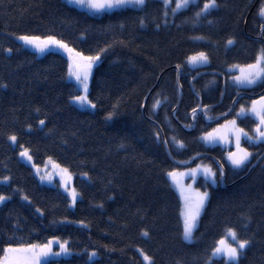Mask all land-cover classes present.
<instances>
[{
    "label": "trees",
    "instance_id": "trees-1",
    "mask_svg": "<svg viewBox=\"0 0 264 264\" xmlns=\"http://www.w3.org/2000/svg\"><path fill=\"white\" fill-rule=\"evenodd\" d=\"M207 2L176 11L147 0L94 15L67 0H0V196L8 198L0 204V263L4 249L58 238L72 255L45 264H148L144 254L151 264H264V158L252 168L264 142L245 137L252 158L236 169L227 160L232 147L202 140L230 119L255 134L257 119L239 111L264 95V81L240 88L230 68L255 63L264 50V0H216L201 13ZM21 36L41 44L52 37L72 51L40 52ZM77 53L99 57L94 110L73 103L80 90L68 80V57ZM199 53L209 64L190 67ZM23 149L36 164L53 159L74 175L75 207L39 181ZM200 162L217 170L218 183L199 179L210 196L187 241L168 175ZM229 230L249 241L237 263L212 257Z\"/></svg>",
    "mask_w": 264,
    "mask_h": 264
},
{
    "label": "rangeland",
    "instance_id": "rangeland-1",
    "mask_svg": "<svg viewBox=\"0 0 264 264\" xmlns=\"http://www.w3.org/2000/svg\"><path fill=\"white\" fill-rule=\"evenodd\" d=\"M67 1L69 3H71L73 6L79 8L81 10H84L90 14H94V15L95 14L99 15V14H103L105 12H111L114 10L127 8V7H141L140 5H136V4H127V5L111 8V9H104L102 11H96L95 9L89 8L87 6V4H78L75 2V0H67ZM162 1L167 6H173L176 11H180L182 9L187 8L190 4L195 3L197 0H190V3L186 7H183L180 9H176V7H175L178 0H171V3H169L168 0H162ZM216 4H217V2H216ZM215 8H212V9H215ZM199 54H195L191 57L198 56ZM260 56H261V53H260L258 59L260 58ZM190 58L188 60V64L192 68H197V67L205 66V65L209 64V59H208L207 63L192 64L190 62ZM97 62H98V60L95 61V63L92 65V67L89 71L88 89H87V92L85 93L80 82L77 81L75 79V76L71 75L70 73L74 70L76 64H80L82 66L80 69L81 71L86 70L83 66H85L87 64V61H84L80 57L75 56V55H70L68 57V80L77 85V87L80 90V94L78 96H85L86 95L87 101H90V97H89L90 84H91L92 75H93V72H94V69H95ZM256 63H257V61L253 64H250V65H254ZM248 66L249 65H245V66L235 65V66H232L230 68V70L235 73V75H233V77H232V82L235 83V85H237L240 88L255 87L264 81V75H262L261 78L255 84H252V85L238 84L234 78L247 75L251 71V69H249ZM261 67H264V63H261ZM87 101L85 103L81 104V103H79L73 99V103L77 107H79L81 109H85V110H94L95 107H92V105H94V104L91 101H90L91 104H89ZM253 108H255L257 113L264 115V95L255 99L252 107L249 110H245L246 113L252 115L253 117H255L257 119V121H258L257 127H258L260 125L259 118L255 115L251 114V112H250V110ZM239 115H240V111H239ZM226 116H228V115H226ZM233 121H235L234 124L232 123ZM240 129H242V128L238 125L236 119H230V120L223 122L222 124H219L218 126H216V128L214 130H212V131H210V132H208L202 136V140H203L204 144L207 146L221 145V146L227 147V148L232 147V150H230L227 154V160L236 169H242L243 167H245L250 162V160L252 158V153L243 146L242 140L245 138L243 135L240 136L239 146H237L236 137L239 134ZM242 130H243V132L247 133L244 129H242ZM261 130H264V126H261ZM256 135L257 134L255 132L254 136H251L248 134V137H250L252 141L257 142V143L258 142H264V139L257 140ZM13 142L15 143L16 140ZM25 150L26 149H23L21 151V153L24 152ZM242 150H246L247 152L251 153V156L249 157L248 161L244 165H242L241 167H236L235 165H233L230 157L233 154L240 155L242 153ZM27 152H28V155L31 157L28 150H27ZM21 153H20L21 159L26 164H28L29 166L32 167V169H33L35 175L37 176V178L39 179V181L42 184H45L48 186L59 187L61 190H63L67 194V196L70 200L71 207H75V205L79 199V194L74 187V175L67 168L61 166L58 162H56L53 159H48L43 165H39V164H36L34 162L32 157L29 160L27 157L22 156ZM205 169H210L211 172L214 173V176L205 175V173H204ZM194 170H196V171H194ZM221 171L223 172V179H224L225 172L223 171V169H221ZM170 173H175V179H173V177L170 175H168V176H169V179L171 181L172 186L175 188V190L179 194V197L181 200V215H182V220H183V228H184V221H185L186 205L190 206V207H194L196 205V203L198 202L199 194H202L204 192H207V194H208L206 200L203 203V206L200 208L199 216L196 219L195 227H194L193 232H192V237L190 240L186 239L187 241H193L194 231L199 224L200 217L205 210V207L208 203L209 196H210L209 189L202 190L197 186V183H198L199 179L201 177H203L206 181L210 182L212 185H217V183H218L217 170L210 163L200 162L197 165H194L191 167H186L184 169L183 168L182 169H176ZM73 190L78 194L77 199L75 200V203H73L72 195H71ZM186 198H187V200H186ZM232 231H234V230H232ZM234 232L237 235V232L236 231H234ZM221 241H224V243L223 244L219 243L218 246H220V247H227L229 245L233 246V247L236 246V240H233L231 238V236L229 235V232L227 233V236L224 239H222ZM61 244H65V242H63L62 240H60L58 238H53L48 243L43 244V245L33 244V245L25 246V247H9L12 249H16V251L7 253V260L9 261V264H36V260H37V257L39 255V252L41 250H46L45 246H48V245L51 246V253L52 254H50L47 257L41 258L40 264H45V263L50 262V261H56V260H61V259L70 257L72 255V252L70 250L67 253H62L60 251V245ZM33 246H37V247L33 248ZM66 246H67V244H66ZM244 250H243V252H244ZM55 253H60V254L55 255ZM242 253H241V255H242ZM5 255H4L0 264H2V262L5 258ZM212 257L213 258H220V257H225V256H223V255L213 256L212 255ZM229 262H232V261H229ZM233 263H237V262H233Z\"/></svg>",
    "mask_w": 264,
    "mask_h": 264
},
{
    "label": "snow or ice",
    "instance_id": "snow-or-ice-1",
    "mask_svg": "<svg viewBox=\"0 0 264 264\" xmlns=\"http://www.w3.org/2000/svg\"><path fill=\"white\" fill-rule=\"evenodd\" d=\"M75 2L78 4H87V6L89 8L95 9L96 11H102L104 9H111V8H115V7H119V6H123V5H127V4H136V5L142 6L146 3V0H75ZM168 2L171 3V0H168ZM189 3H190V0H178L175 7H176V9H180V8L186 7ZM215 7H217L216 0H208V2L203 5V8L201 9V13L208 12L210 9L215 8ZM201 13H197V15H200ZM259 14L261 16H264V8H262L260 10ZM19 39L23 40L27 44L34 45L35 47H37L39 49L40 52H44L45 50H47L50 45H54V46L64 48L69 52L72 51V49H69L66 44H64L61 41H57L52 37H48L47 40L44 41L42 44L37 43L40 40L39 37L21 36V37H19ZM232 43H233L232 40L228 41V44H232ZM8 51H11V49H9ZM77 56H80L82 60L87 61V64L85 66H83L86 70L81 71L80 69L82 66L80 64H76L74 70L70 74L75 76V79L80 82V84L83 87L84 92L86 93L87 89H88L89 71H90L92 65L95 63V61L99 59V57H82V55L79 53H77ZM207 61H208V57L204 53H200L198 56H194V57L190 58V62L192 64L207 63ZM261 63H264V50H262L261 56L257 60V63L254 65L248 66L249 69H251V71L247 75H244L241 77H235L234 78L235 81L241 85L255 84L261 78V76L264 75V67H261ZM73 99L75 101L81 103V104H83L87 101L86 95L85 96H76V97H73ZM87 102L89 104H91L90 101H87ZM159 103H160V101H156L153 106L158 107ZM92 107H95V105H92ZM250 112H251V114L257 116L259 118V121H260V125L255 129V132L257 134L256 139L257 140L264 139V130H261V126H264V115L257 113L255 108L251 109ZM247 114L248 113L245 112V109L241 108L240 115L243 116V115H247ZM40 123L43 124L44 121H40ZM232 123L234 124L235 121H233ZM241 135H243L244 137H248V134L243 132L242 129H240L239 134L236 137L237 146H239V140H240ZM248 138L251 139L250 137H248ZM10 139L12 141H15L16 137L12 136V137H10ZM21 155L27 157L29 160L31 159V157L28 155L27 150L22 152ZM250 156H251V153L247 152L246 150H242V153L240 155L233 154L230 157V159L232 160L233 165H235L236 167H241L242 165H244L248 161ZM194 171H196V170H194ZM204 173H205V175L214 176V173H212L210 169H205ZM169 175L172 176L173 179H175V173H169ZM71 195H72L73 203H75V200L77 199L78 194L73 190ZM207 195H208L207 192L199 194L198 202L196 203V205L194 207H190V206L186 205L185 221H184V237L187 240H190L192 237V232H193V229L195 227L196 219L199 216L200 208L203 206V203L206 200ZM6 199H8V198L4 197V196H0V203L4 202ZM186 200H187V198H186ZM143 234L145 236L148 235L147 232H145ZM229 235L231 236V238L233 240H236V246L235 247L230 246V245L227 247L217 246L215 248V250L213 251L212 255L213 256L223 255L226 257V259L228 261L238 262L241 253L246 248V246L249 244V241L239 240L237 238L236 233L232 230H229ZM219 243L223 244L224 241H220ZM35 247H37V246H33V248H35ZM45 248H46V250H41L39 252V255H38L37 260H36V264H40L41 258L47 257L50 254H52L50 245L45 246ZM3 251L5 252L6 255H5V258L2 262V264H9V261L7 260V253L16 251V249L8 248V249H4ZM60 251L62 253H67L69 251V249L66 246V242H65V244L60 245ZM59 254L60 253H55V255H59ZM91 255L95 256L96 253L93 252ZM144 260L147 261L148 264H151V257H149L147 254H144Z\"/></svg>",
    "mask_w": 264,
    "mask_h": 264
},
{
    "label": "water",
    "instance_id": "water-1",
    "mask_svg": "<svg viewBox=\"0 0 264 264\" xmlns=\"http://www.w3.org/2000/svg\"><path fill=\"white\" fill-rule=\"evenodd\" d=\"M201 156H202V155H198V156H196V157H195L190 163H188L187 165H190V164L194 163V162L197 161ZM263 158H264V155H262V156L258 159V161L252 166V168H253L257 163H259Z\"/></svg>",
    "mask_w": 264,
    "mask_h": 264
},
{
    "label": "bare ground",
    "instance_id": "bare-ground-1",
    "mask_svg": "<svg viewBox=\"0 0 264 264\" xmlns=\"http://www.w3.org/2000/svg\"><path fill=\"white\" fill-rule=\"evenodd\" d=\"M202 156H203V155H202ZM202 156H201V157H202ZM201 157H200V158H201ZM200 158H199V159H200ZM199 159H198V160H199ZM195 162H196V161H195ZM224 177H225V176H224ZM224 179H225V178H224ZM224 179L222 180V181H223V183H224Z\"/></svg>",
    "mask_w": 264,
    "mask_h": 264
}]
</instances>
